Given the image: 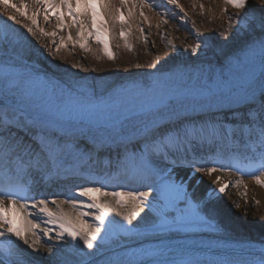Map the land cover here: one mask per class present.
I'll return each instance as SVG.
<instances>
[{"label":"snow or ice","instance_id":"1","mask_svg":"<svg viewBox=\"0 0 264 264\" xmlns=\"http://www.w3.org/2000/svg\"><path fill=\"white\" fill-rule=\"evenodd\" d=\"M95 2L105 9L103 13L96 12L93 0H0V14L26 30L18 32L7 22L0 28V264H38L39 258L29 249L40 248L50 254L48 264H264V245L258 256L241 261L235 259L237 249L201 259L190 248L143 244L149 237L163 241L205 226L221 230L215 222V209L208 205L226 192L229 183L217 176L214 183L219 187L211 189L206 200L194 202L186 188L187 180L178 181L174 176L181 165L191 167L192 174L208 177L222 171L239 172L241 179L235 181V187L244 183V175L264 186V7L259 17L249 10L236 21L240 23L238 32H250L251 38L241 54L218 73H162L157 69L146 79L119 86L89 85L62 82L29 63L31 42L27 34L51 38L56 45L52 55L73 40L70 30L57 41V31L48 32L39 26V15L43 14L45 23L49 21V8L63 7L73 17V51L78 44L97 60L106 57L115 62L119 56L104 39L107 26L118 33L114 36L116 48L133 51L126 38L131 34V24L126 27L121 19L124 11L131 20L133 8L138 9L137 18L147 21L145 9L160 7L152 0ZM261 3L264 5V0ZM224 4V13L227 6L237 11L248 8V0H224ZM163 5L172 6L166 11H172L173 18L177 16L174 9H178L182 18L195 26V21L187 20L179 0H163ZM29 6L36 10L32 16L22 11ZM77 6L84 11L77 14ZM102 15L108 20L101 21L94 33L88 31L86 25L95 27V17ZM228 20L225 35L233 28V16ZM162 22L167 24L168 19ZM54 27H65L59 15ZM139 31L147 44L143 27ZM93 36L102 45V54L88 45ZM121 37L125 38L123 45L119 43ZM44 47L48 48L47 39ZM189 47L197 51L201 45L197 42ZM135 67L156 65L136 63ZM227 114L236 123L219 118ZM81 142H86L85 148L91 144V151H81ZM113 147L115 158L106 161L103 175H95L88 164L93 160L91 152ZM197 149L213 152L209 164L195 162ZM69 158L75 163L67 165ZM111 168L117 170L115 175L108 170ZM37 175L45 180L79 176L87 183L72 189L63 200L58 196L49 199L36 192ZM118 177H130L151 191L119 190L113 184ZM64 205H70L72 212L65 211ZM13 211L23 214L26 227L15 226L10 215ZM134 220L138 222L133 224ZM53 236L61 245H69L72 259L63 255L62 246L49 243ZM41 237H46L43 244ZM129 241L139 247H132ZM247 250L255 251L252 247ZM177 251L178 255H172Z\"/></svg>","mask_w":264,"mask_h":264},{"label":"bare ground","instance_id":"2","mask_svg":"<svg viewBox=\"0 0 264 264\" xmlns=\"http://www.w3.org/2000/svg\"><path fill=\"white\" fill-rule=\"evenodd\" d=\"M12 2L18 3V0H12ZM115 2L118 3V0H115ZM152 2L160 7L158 9L154 7L151 11L145 9V15L149 17V20L145 21L142 17L138 19V9L135 8H133L131 20H129L126 10L121 18L122 22H125L126 27L129 23L131 24V34L126 38L132 45L133 51L123 47L116 48L115 44L117 41L114 36H118V33L111 31L110 24L107 26L108 30L104 39L112 46V52L119 56V59L115 62L108 60L106 57L97 60L92 52L85 53L78 44L75 45V50L73 51V45L76 40V26L73 22V17L63 7L59 9L49 8L47 10L49 21L45 23L43 14H41L37 17L39 26L48 32L57 31L58 35L55 37L57 41H59L60 36L66 37L70 30L73 34V40L66 41L65 47L61 48L59 54L52 55L51 53L55 52L56 45L51 43V38L37 39L27 34L28 40L31 42L29 63L33 64L37 69L45 71L48 76L55 77L62 82L79 81L89 85L119 86L133 80L146 79L149 74L156 72L157 69H160L162 73L174 71H184L193 74L197 71H202L205 74L208 72L218 73L234 57L241 54V49L251 38L250 32H238L240 23L236 21L244 17L245 12L249 10L259 17L261 9L264 7L261 0H248V8L237 11L231 6H227L228 11L224 13V0H179V3L188 14L187 20L195 21V26L193 27L191 23L186 22L182 18L183 13H179L178 9H174L177 16L173 18V12L166 11V8H171L172 6L163 5V0H152ZM194 4L196 5L195 7H193ZM199 4L204 5L203 9L199 7ZM93 7L98 13L105 11L95 0H93ZM22 11L27 16H32L36 10L29 6L22 8ZM75 11L80 14L84 9L82 6H77ZM158 11L164 13V15H159ZM57 15L64 22V28L57 29L54 27ZM229 15L233 16V28L225 35V29H227L229 23ZM95 19V27L86 25L88 31L93 33L99 29L100 22L107 21L108 17L102 15L95 17ZM164 19H168L167 24L162 22ZM5 22L18 32L26 33V30L21 25H14L11 21H7V17L0 14V28H3ZM28 22L30 23V21ZM149 24L152 25L151 28ZM157 24H159V28L156 27ZM67 25H72L71 29ZM139 27L144 29L143 35L147 36V44L142 39ZM45 39H47L48 48L44 47ZM124 39L123 37L119 38L121 45H123ZM197 42L200 43L201 47L197 51H193L189 45L194 46ZM87 43L93 52L100 51L102 54V45L98 43L94 36ZM136 63L142 65L155 63L156 67L137 69L135 67ZM73 64H76L77 67H72ZM81 65L82 67H80ZM85 144L86 142H81L80 147L85 148ZM88 145L91 146V144H87V147ZM102 149L103 151H108V148H101L99 153L102 152ZM192 157L189 156V160H192ZM194 157H197L202 165L209 164L210 157L208 156L202 157L198 155ZM174 176L178 181L187 180L186 184L189 186L190 194L198 201L206 200L207 193L211 189L219 187V185L214 183V180L217 176H220L224 182L229 183V187L224 194H219L208 205L215 209V218L220 220L222 227L218 234L237 240L264 243V230L261 227V224L264 225V186L256 184L254 179L243 177L244 183L239 187H235V181L241 179V176L233 172L222 171L214 173L212 177H208L202 173L192 174L191 167L187 165L177 167L174 171ZM189 177L191 178L188 179ZM117 181L116 179L113 183L119 190L151 191L142 183V187L135 189L132 184L126 183L127 178ZM245 185H247V190H245ZM245 191L247 193L246 197ZM68 195L58 197L63 200ZM95 195L98 199L100 198L98 194ZM52 198L56 197H50L49 199ZM149 199H151V196ZM255 201H259V204H256ZM236 204L240 205L238 209L235 207ZM49 207L53 208L54 206L49 204ZM64 209L72 212L70 205H64ZM145 212H147V209H145ZM245 212H247V215H245ZM10 215L15 226L26 227V221L22 213L13 211ZM141 215L143 216L144 213ZM115 218L118 219L119 217ZM137 222V220H134L133 224ZM254 231L258 232L255 237L254 234L256 233ZM44 240H46V237H41V244L44 243ZM49 243L56 247L62 246L65 249L63 255L69 259L73 258L72 253L68 251V244L61 245V242L57 241L55 236ZM55 250L54 248V252ZM84 250L86 252L89 251L86 248ZM29 252L34 257L39 258L38 264H48L50 254L45 252L43 248L38 251L29 249ZM200 258L203 259L202 257Z\"/></svg>","mask_w":264,"mask_h":264},{"label":"rangeland","instance_id":"3","mask_svg":"<svg viewBox=\"0 0 264 264\" xmlns=\"http://www.w3.org/2000/svg\"><path fill=\"white\" fill-rule=\"evenodd\" d=\"M186 188H187V190H188V192H189L190 197L193 198V201H194V202H195V201H198L194 196H192V195L190 194V189H189V186H188L187 184H186ZM236 208H237V207H236ZM237 209H238V208H237ZM117 220H119V218H118ZM215 222H216L217 224L221 225L220 220H219L218 218H215ZM261 227H263V230H264V225H263V224H261ZM195 232H201V233H218L219 231H214L211 227L205 226V227H202V228L196 230ZM254 232L256 233V234H254V237H255V236H257L258 232H257V231H254Z\"/></svg>","mask_w":264,"mask_h":264}]
</instances>
